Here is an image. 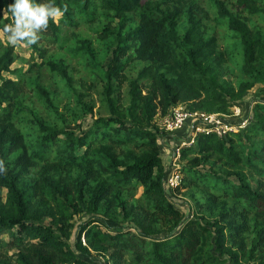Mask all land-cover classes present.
Returning a JSON list of instances; mask_svg holds the SVG:
<instances>
[{
  "label": "trees",
  "instance_id": "1",
  "mask_svg": "<svg viewBox=\"0 0 264 264\" xmlns=\"http://www.w3.org/2000/svg\"><path fill=\"white\" fill-rule=\"evenodd\" d=\"M263 1L215 0L218 16L241 41L243 73L254 78H263L264 37L227 6L254 16ZM12 2L0 0V29L13 23ZM209 2L55 0L67 11L57 22L49 19L37 43L11 45L0 32V236H10L0 239V264H264V107H256L249 128L222 138L200 135L195 147L182 151L180 187L202 189L192 218L168 200L164 188L158 113L184 106L227 114L252 88L224 81L227 56L205 31ZM97 17L117 20L121 30L134 20L138 24L124 36L113 35L111 26L100 34L101 40L114 36L125 44L113 53L106 74L110 117L75 133L64 125L40 70L31 67L16 81L3 74H15V50L24 45L41 58L37 69L57 74L72 88L66 70L45 61L48 48L58 44L61 26L78 27ZM131 49L145 66L130 85L125 108L111 82ZM27 91L54 119L27 104ZM203 165L209 166L205 175L198 169ZM138 186L142 194L134 199ZM82 215L88 218L73 237L74 219ZM113 215L131 223L136 234L111 233ZM92 253H109L110 262H96Z\"/></svg>",
  "mask_w": 264,
  "mask_h": 264
},
{
  "label": "rangeland",
  "instance_id": "2",
  "mask_svg": "<svg viewBox=\"0 0 264 264\" xmlns=\"http://www.w3.org/2000/svg\"><path fill=\"white\" fill-rule=\"evenodd\" d=\"M260 7L262 12L251 16L238 11L234 8V5L227 6L230 12L243 17L250 28L258 30L264 37V1L260 3ZM205 8L208 12V19L205 21L206 35L207 37L214 36L217 39L218 49L227 56L224 81L228 86L236 89L244 83L252 85V88L244 95L243 99L228 109V113L233 107L240 106L242 113L238 121L249 115L251 122L255 116L256 107H264V70L261 69L263 78H254L252 75L247 76L243 73V49L239 37L229 29L227 20L218 16L215 0H210L209 4L205 5ZM137 24L138 22L134 20L124 30H121L117 20L97 17L91 22H82L78 27L67 28L61 26L59 42L54 48H48L45 61H51L59 67L64 68L71 80L72 88H69L66 81L57 74H51L48 70L42 68L37 69L34 65L41 64V58L36 53H33L28 46L24 45L16 47L15 50L17 59L11 68L15 74H3V77L16 81L18 73L27 72L31 67L35 72L40 70L41 81L49 91L50 98L56 104L58 113L63 116L64 125H67L68 130L75 133L85 131L97 119H107L110 117V110L108 104L105 102L106 74L111 66L113 53L119 49V46L123 47L125 45L124 43H118V40L114 36L106 40H101L99 36L104 29L110 28V26L113 35H117L120 32L124 36L127 31L134 29ZM184 26L185 21L178 28L179 35L183 34ZM121 62L124 66L120 71L118 79L112 80L111 86L115 92L114 97L120 99L122 106L127 108L130 101V85L136 80L138 73L145 65L135 59L133 49L121 59ZM139 84L144 87L145 84L147 85V82L141 81ZM76 96L81 100L82 104L77 103ZM27 104L37 109L39 114L45 119H54L52 114L37 101L31 91H27ZM89 107L92 108L91 112H87V108ZM49 114H51V117H48ZM160 116L158 113L156 124ZM82 152L83 150H78L77 154L81 155ZM161 156L165 167V164L169 160L165 154L161 153ZM190 158H193V156L189 155ZM185 166L186 161L182 159L181 155L179 171L182 175H184ZM198 169L201 174L205 175L209 171V166L203 165ZM201 191V188L196 189V187L194 189L180 187L174 191H167V198L176 208L192 218L197 212L195 200L202 195ZM141 194V187L138 186L136 193L133 195L134 199H138ZM112 217L113 221L110 220L111 222H108L112 227V229H108L111 233L131 232L136 234L137 230L132 228L131 223L117 221L119 219L117 215H113ZM87 218V216L82 215L74 219L75 229L73 230V237L77 233L79 225L86 221ZM12 232L16 234V230ZM0 239L6 242L10 240V236L6 233L0 236ZM69 243H73L72 238L69 240ZM109 253L102 255L92 254L96 262L106 263L110 262Z\"/></svg>",
  "mask_w": 264,
  "mask_h": 264
},
{
  "label": "built area",
  "instance_id": "3",
  "mask_svg": "<svg viewBox=\"0 0 264 264\" xmlns=\"http://www.w3.org/2000/svg\"><path fill=\"white\" fill-rule=\"evenodd\" d=\"M241 113L240 106L233 107L227 114L190 112L184 106H177L168 114L159 117L158 145L161 153L165 154L169 160L165 164L164 188L166 192L177 190L181 185L182 174L179 171V160L182 151L195 147L200 135L215 134L222 138L245 130L250 119L249 115H246L238 121Z\"/></svg>",
  "mask_w": 264,
  "mask_h": 264
},
{
  "label": "clouds",
  "instance_id": "4",
  "mask_svg": "<svg viewBox=\"0 0 264 264\" xmlns=\"http://www.w3.org/2000/svg\"><path fill=\"white\" fill-rule=\"evenodd\" d=\"M13 23L5 24L0 32L7 35L8 43L17 45L26 42L27 45L37 43L38 33L48 28L49 19L54 22L62 17L67 7L56 6L55 0L47 3H37L36 0H13L8 6ZM4 171V163L0 161V172Z\"/></svg>",
  "mask_w": 264,
  "mask_h": 264
}]
</instances>
